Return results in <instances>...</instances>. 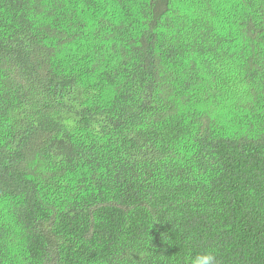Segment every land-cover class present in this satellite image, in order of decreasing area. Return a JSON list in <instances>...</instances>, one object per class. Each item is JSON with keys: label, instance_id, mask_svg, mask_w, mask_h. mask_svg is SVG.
Here are the masks:
<instances>
[{"label": "trees", "instance_id": "obj_1", "mask_svg": "<svg viewBox=\"0 0 264 264\" xmlns=\"http://www.w3.org/2000/svg\"><path fill=\"white\" fill-rule=\"evenodd\" d=\"M264 264V0H0V264Z\"/></svg>", "mask_w": 264, "mask_h": 264}, {"label": "clouds", "instance_id": "obj_2", "mask_svg": "<svg viewBox=\"0 0 264 264\" xmlns=\"http://www.w3.org/2000/svg\"><path fill=\"white\" fill-rule=\"evenodd\" d=\"M216 253L212 250L197 254L192 264H215Z\"/></svg>", "mask_w": 264, "mask_h": 264}]
</instances>
